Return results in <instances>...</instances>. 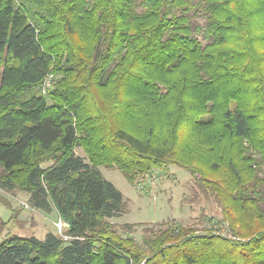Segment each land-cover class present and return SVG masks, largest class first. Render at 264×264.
<instances>
[{
	"label": "trees",
	"instance_id": "16d2710c",
	"mask_svg": "<svg viewBox=\"0 0 264 264\" xmlns=\"http://www.w3.org/2000/svg\"><path fill=\"white\" fill-rule=\"evenodd\" d=\"M170 164L226 233L169 223L139 242L110 220L126 201L100 166L134 184ZM0 189L68 224L6 235L0 264H264V0H0Z\"/></svg>",
	"mask_w": 264,
	"mask_h": 264
},
{
	"label": "rangeland",
	"instance_id": "374dc122",
	"mask_svg": "<svg viewBox=\"0 0 264 264\" xmlns=\"http://www.w3.org/2000/svg\"><path fill=\"white\" fill-rule=\"evenodd\" d=\"M200 38L203 39L201 36ZM203 41L205 42L204 39ZM75 151L89 162L82 147H76ZM51 163L52 161H48L42 166L46 167ZM99 169L103 176L123 193L126 201V212L110 220L122 233H126L123 228L125 223H140L133 233L139 242H142L147 233L145 228L158 231L169 223L183 224L200 231L204 227H210L211 223L221 226L223 232H227V227L222 222L221 205L213 195L199 188L196 178L186 167L178 164L158 167L138 176L134 184L117 167L100 166ZM197 173L196 177L203 174L200 171ZM0 196L11 201L13 206L19 209L17 219H14L12 208L0 203V216L8 223L1 232L0 240L8 234L25 237L35 235L43 239L48 231L61 233L56 211L21 208L23 202L28 199L25 191L15 189L9 192L0 189ZM152 231L149 230L148 233Z\"/></svg>",
	"mask_w": 264,
	"mask_h": 264
},
{
	"label": "built area",
	"instance_id": "2783aa9c",
	"mask_svg": "<svg viewBox=\"0 0 264 264\" xmlns=\"http://www.w3.org/2000/svg\"><path fill=\"white\" fill-rule=\"evenodd\" d=\"M51 77L52 75L48 76L45 81H44V86H43V93L45 94L48 90L49 87L52 86V83H51ZM23 205L27 208H30L29 205L25 202H23ZM58 227L60 229V232L62 233V231L64 230L65 227H68V224L66 222H63L61 220H59V223H58ZM64 236L65 239H68V235H65V234H62Z\"/></svg>",
	"mask_w": 264,
	"mask_h": 264
}]
</instances>
